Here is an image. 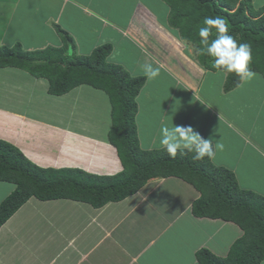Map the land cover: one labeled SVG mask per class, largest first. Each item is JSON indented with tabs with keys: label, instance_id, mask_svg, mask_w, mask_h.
I'll list each match as a JSON object with an SVG mask.
<instances>
[{
	"label": "crops",
	"instance_id": "0c3cea01",
	"mask_svg": "<svg viewBox=\"0 0 264 264\" xmlns=\"http://www.w3.org/2000/svg\"><path fill=\"white\" fill-rule=\"evenodd\" d=\"M93 2L0 0V47L21 45L25 51L60 47L64 40L57 27L69 34L66 21L70 27L74 18L80 22V13H86L88 21L91 17L114 27V22L97 16ZM253 2L258 7L264 6V0ZM132 31L129 34L135 44L149 51L166 72L182 80L173 71L171 65L175 63L168 59L170 52L175 53L173 46L181 48L179 43L168 45L159 32L152 33L141 26ZM70 34L75 41L74 34ZM73 45L76 47V43ZM176 65L179 67L180 63ZM191 80L195 82L192 77ZM182 81L195 90L187 80ZM86 86L89 85L78 86L61 96L52 95L47 79L36 78L16 67L0 68V140L13 144L42 168L80 169L102 176L122 172L118 150L108 139L112 125L106 118L108 114L111 117V103L104 100L102 93L94 94L88 91L91 86ZM91 93L95 97L91 99L99 101V115L89 118L90 131L85 130L83 121L82 128L76 125L82 120L75 115L78 105H68L69 109L63 103L60 107L52 106L53 99L87 105ZM47 96L53 99L45 100ZM140 115L136 121L140 147L162 149L153 146L157 131L145 130ZM143 135L151 140L147 146L143 144ZM184 182L175 177L152 178L137 193L98 209L69 199L42 201L32 197L0 228V264H200L197 253L201 249L226 257L243 236V230L233 222L195 217L192 204L200 193ZM1 183L9 185L5 187L6 199L16 186ZM4 185H0L2 191ZM20 232L22 239L17 236Z\"/></svg>",
	"mask_w": 264,
	"mask_h": 264
},
{
	"label": "trees",
	"instance_id": "16d2710c",
	"mask_svg": "<svg viewBox=\"0 0 264 264\" xmlns=\"http://www.w3.org/2000/svg\"><path fill=\"white\" fill-rule=\"evenodd\" d=\"M170 9V23L180 37L194 47L200 68L217 72L213 59L201 54L199 28L203 19H226L230 33L252 49V70L264 78V6L253 0H162ZM67 42L60 47L25 51L21 45L0 47V68L16 67L49 82L48 92L61 96L81 85L104 91L111 103L112 127L109 142L118 150L123 171L111 176L93 175L80 169L42 168L16 146L0 140V182L15 190L0 205V228L32 197L42 201L69 199L102 208L137 193L152 178H179L192 185L200 196L192 204L199 218L221 219L237 224L244 232L226 257L208 249L197 253L200 264H262L264 262V195L240 186L234 171L216 166L212 159L193 160L192 153L173 158L166 150L140 147L137 98L146 77H134L123 66L107 61L111 45L96 48L90 55L71 53L73 39L57 27ZM215 38V29L209 39ZM241 85L228 74L224 92Z\"/></svg>",
	"mask_w": 264,
	"mask_h": 264
},
{
	"label": "rangeland",
	"instance_id": "374dc122",
	"mask_svg": "<svg viewBox=\"0 0 264 264\" xmlns=\"http://www.w3.org/2000/svg\"><path fill=\"white\" fill-rule=\"evenodd\" d=\"M92 6L98 17L102 16L116 25H103L91 17L88 21L86 13L79 14L80 22L74 18L71 27L66 21L69 36L71 37L72 33L75 37V41H69L71 53L90 55L100 46L111 45L112 53L107 58L109 63L126 67L134 77H145L139 70V64L148 62L160 67L161 63L156 61L149 51L142 50L139 43L135 44L129 30L134 32L141 26V29H150L152 33L159 32L166 44L179 43L181 46H173L171 49L175 50V53L170 52L168 59L175 63L171 65L173 71L181 75L182 80L194 85L195 90L175 78L170 71L166 72L164 67H160L161 76L152 81L146 80L137 98L138 114H141L139 117L145 123L144 129L157 131L153 146L160 147V129L162 125L172 126V119L168 117L172 116L175 125H190L205 139L212 136H215L216 140L222 139L224 148L217 152L212 162L216 166L234 171L242 188L264 195V78L257 74L252 81L241 83L229 93L224 92L227 77L217 72L200 70L194 47L183 40L179 31L171 26L169 6L162 0H94ZM31 32L28 34L30 37ZM66 43L63 41V45ZM75 43L76 47L73 45ZM24 44L29 46L27 41H24ZM176 63H180V66ZM191 77L199 84L192 81ZM88 91H93L94 94L102 93L104 100L107 99L109 103L105 92L93 90L91 87ZM92 93L90 100L86 101L87 105L75 103V100L70 99L54 100L52 96L44 99H53V107H60L61 103L66 109L68 105H78L80 108L74 109L75 115H79L82 120L76 125L82 128L83 121L85 130L90 131L92 128L88 126V122L91 123L89 118L91 115H99V101L93 100L95 97ZM41 97L43 98L42 95ZM106 119L112 125L110 114ZM148 138L145 135L142 137L146 146L151 141ZM7 186L9 185H4V191L0 189V204L6 197ZM182 186L180 188H183ZM27 235L29 241L30 230ZM17 236L22 239L21 232L17 233Z\"/></svg>",
	"mask_w": 264,
	"mask_h": 264
},
{
	"label": "clouds",
	"instance_id": "9594fccd",
	"mask_svg": "<svg viewBox=\"0 0 264 264\" xmlns=\"http://www.w3.org/2000/svg\"><path fill=\"white\" fill-rule=\"evenodd\" d=\"M203 25L199 28L201 54H206L213 59V68L217 73L227 77L228 74H235L240 78L241 83L250 82L256 76L252 68V49L249 44L240 43L230 33V27L225 18L220 16H208L203 19ZM215 29V38L209 39ZM139 70L148 81L155 80L161 76V69L152 63L143 62L139 64ZM172 119V126L162 125L160 129L159 146L175 158L192 153L193 160L214 159L217 152L222 151L224 144L222 139L216 140L215 136L208 139L203 138L192 126L175 125Z\"/></svg>",
	"mask_w": 264,
	"mask_h": 264
}]
</instances>
